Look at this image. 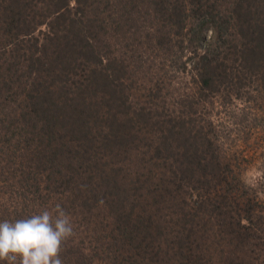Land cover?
<instances>
[{"label": "trees", "instance_id": "trees-1", "mask_svg": "<svg viewBox=\"0 0 264 264\" xmlns=\"http://www.w3.org/2000/svg\"><path fill=\"white\" fill-rule=\"evenodd\" d=\"M252 131L264 154V0H0V222L59 204L63 264H264V170L227 143Z\"/></svg>", "mask_w": 264, "mask_h": 264}, {"label": "clouds", "instance_id": "clouds-1", "mask_svg": "<svg viewBox=\"0 0 264 264\" xmlns=\"http://www.w3.org/2000/svg\"><path fill=\"white\" fill-rule=\"evenodd\" d=\"M74 234L70 216L57 204L29 218L0 222V262L63 264L62 246Z\"/></svg>", "mask_w": 264, "mask_h": 264}, {"label": "rangeland", "instance_id": "rangeland-1", "mask_svg": "<svg viewBox=\"0 0 264 264\" xmlns=\"http://www.w3.org/2000/svg\"><path fill=\"white\" fill-rule=\"evenodd\" d=\"M213 35L210 32H206L203 35V40L200 43V48L203 49L206 46H208L211 41H212ZM127 46L122 49V52H119L123 58L127 62H132L135 61L136 56L132 55L133 52L131 51V47L133 44H137L138 42L135 41L133 42L132 39H128L126 41ZM138 51V50H137ZM151 50L147 52H142V58L140 61H143V65L139 64V62H136L137 68L135 69V75L132 79L134 80L135 83L133 84L132 92L136 94L137 99H146V91H147V86L142 83V79L147 83L151 78H154V73L155 70L154 68H150V61L146 58L147 54H150ZM159 57L156 61V63H159ZM145 74V75H144ZM144 75V76H143ZM142 77V79H141ZM176 84L174 83L172 87H170V92L172 93V97L175 98V90L177 89L179 91V94H182L184 91H186L188 88H190L191 84L188 79V77L184 75L177 76V79L175 80ZM148 85V84H147ZM170 97L167 98V101H170ZM212 111V115H219L220 113H223V110L220 108L219 104H215L214 108L210 109ZM221 115V114H220ZM230 129H232L229 126ZM248 133V132H247ZM260 133H256L254 131L251 132L248 136L245 134H242L241 132L238 133V136L234 133L231 132L229 133L228 137V144H231V149L234 151L242 153L246 155L245 160H242L240 163L237 164V172L239 173V177H241L242 181L248 186L256 189L259 186H262L263 184V170H264V154L258 155L255 154L260 151L258 143H259V137ZM241 154V153H240ZM2 181L0 180V185H2ZM5 188V185H2ZM264 194V187L261 190V196ZM1 197H6L5 195L3 196L2 194L0 195ZM54 209V208H53ZM52 209V210H53ZM51 210V211H52Z\"/></svg>", "mask_w": 264, "mask_h": 264}]
</instances>
